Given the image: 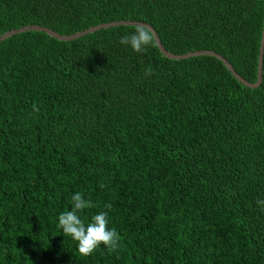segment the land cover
Segmentation results:
<instances>
[{"label": "trees", "instance_id": "1", "mask_svg": "<svg viewBox=\"0 0 264 264\" xmlns=\"http://www.w3.org/2000/svg\"><path fill=\"white\" fill-rule=\"evenodd\" d=\"M116 20L257 79L264 0H0V34ZM135 26L0 41V264H264V49L251 88L217 57L120 44ZM77 192L85 224L108 212L116 252L82 256L58 228Z\"/></svg>", "mask_w": 264, "mask_h": 264}, {"label": "clouds", "instance_id": "2", "mask_svg": "<svg viewBox=\"0 0 264 264\" xmlns=\"http://www.w3.org/2000/svg\"><path fill=\"white\" fill-rule=\"evenodd\" d=\"M119 42L130 46L138 53L145 52L150 46H156L155 33L151 27L144 24L136 25L134 32L121 36ZM152 74L150 69L146 72V75ZM33 110L38 112L39 108L34 104ZM71 201V210L61 212L58 217V228L62 230L63 235L77 242L78 251L82 256L91 255L101 245L107 248L109 254L116 252L120 247L121 237L115 228H109L108 212L100 211L93 214L90 222L85 224L79 214L85 209L93 208V203L85 199L80 192L75 193ZM256 203L264 205V200L258 199Z\"/></svg>", "mask_w": 264, "mask_h": 264}, {"label": "water", "instance_id": "3", "mask_svg": "<svg viewBox=\"0 0 264 264\" xmlns=\"http://www.w3.org/2000/svg\"><path fill=\"white\" fill-rule=\"evenodd\" d=\"M138 24H144L152 28L153 32L155 33V38H156V46L158 50L167 58L170 59H182V58H187L190 56H197V55H211L214 57H217L220 59L226 68L231 72V74L241 83L245 84L248 87L254 88L259 85L262 79V61H263V47H264V22H263V27H262V33H261V38H260V45H259V52H258V58H257V79L255 82H248L246 81L239 73L235 71V69L232 67V65L219 53L213 51V50H194V51H189L186 53H181V54H175L163 47L161 44L159 37L157 33L155 32L154 28L142 21H137V20H116V21H111V22H105V23H100L94 26H90L86 29H83L81 31H77L72 34H59L58 32L47 28L45 26H40V25H25L18 27L16 29H10L8 31H5L4 33L0 34V41L5 39L6 37H9L13 34L24 32V31H30V30H36V31H43L47 33L48 35L58 39V40H70L77 38L79 36H82L83 34L93 32L95 30H98L100 28H106L110 26H118V25H138Z\"/></svg>", "mask_w": 264, "mask_h": 264}, {"label": "bare ground", "instance_id": "4", "mask_svg": "<svg viewBox=\"0 0 264 264\" xmlns=\"http://www.w3.org/2000/svg\"><path fill=\"white\" fill-rule=\"evenodd\" d=\"M148 24V23H147ZM150 25V24H149ZM52 37V36H51ZM263 49H264V47H263ZM263 55V54H262ZM260 84V83H259Z\"/></svg>", "mask_w": 264, "mask_h": 264}]
</instances>
